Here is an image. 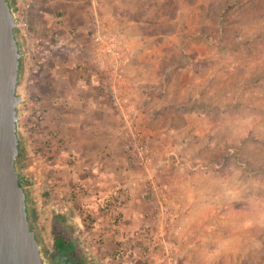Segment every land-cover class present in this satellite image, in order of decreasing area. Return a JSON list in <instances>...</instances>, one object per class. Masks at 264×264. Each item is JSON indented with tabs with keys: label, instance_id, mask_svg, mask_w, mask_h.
I'll use <instances>...</instances> for the list:
<instances>
[{
	"label": "rangeland",
	"instance_id": "1",
	"mask_svg": "<svg viewBox=\"0 0 264 264\" xmlns=\"http://www.w3.org/2000/svg\"><path fill=\"white\" fill-rule=\"evenodd\" d=\"M8 1L16 8L18 0ZM25 1L29 38L15 28L22 54L19 170L24 177L42 176L54 146L57 111L46 105L44 63L59 51L85 53L100 80L92 39L99 28L122 46L128 80V107L114 106L122 121L108 154L126 160L127 181L119 187H131L132 199H146L139 228L129 230L124 221L122 236L102 206L118 189L95 207L70 208L88 239L81 233L80 245L73 244L61 264L77 262V252L87 264H163L154 244L158 232L144 219L145 176L124 152L127 121L153 134L154 174L167 187L181 232L171 238L177 264H264V0ZM88 67L86 60L77 65ZM51 103L69 106L60 96ZM163 161L166 169L158 165ZM28 196L32 215L35 190ZM34 230L44 264H53V236L39 224Z\"/></svg>",
	"mask_w": 264,
	"mask_h": 264
},
{
	"label": "crops",
	"instance_id": "2",
	"mask_svg": "<svg viewBox=\"0 0 264 264\" xmlns=\"http://www.w3.org/2000/svg\"><path fill=\"white\" fill-rule=\"evenodd\" d=\"M85 28L86 23L78 29L84 31ZM59 33L65 35L67 31L60 27ZM48 59L43 66L41 85L47 92L44 97L48 99V109L57 111L53 122L55 137L52 139L55 148H51V158H48L42 176L35 178L31 186L36 200L33 219L43 226L44 232L51 233L53 249L57 242L63 241L67 247L65 251H71L74 245H80L82 234L86 240L88 237L84 228L71 217L70 208L78 204L95 207L96 200L115 188L119 189L127 181L126 160L108 154L118 136L122 118L101 90L98 75L92 71L87 54L75 56L71 52L59 51L58 55ZM85 60L88 66H92L87 72L83 68L77 69L79 62L83 64ZM55 96L67 100L69 106L66 110L51 103ZM186 127L193 128L191 124ZM165 163L159 162L158 165L166 169ZM140 200L132 199L124 210V221L129 230L136 226L138 229L137 223L142 220L139 207L140 204L146 205V199ZM77 253L76 260L83 259Z\"/></svg>",
	"mask_w": 264,
	"mask_h": 264
},
{
	"label": "built area",
	"instance_id": "3",
	"mask_svg": "<svg viewBox=\"0 0 264 264\" xmlns=\"http://www.w3.org/2000/svg\"><path fill=\"white\" fill-rule=\"evenodd\" d=\"M16 29L28 39L30 36L29 5L25 0H18L16 8L12 9ZM97 46V65L100 64V88L113 106L121 111L128 107V80L126 77V58L120 43L108 38L99 28L92 33ZM103 59V60H102ZM153 134L138 123L126 122L124 136V152L132 163L142 171L145 179L143 191L149 206L144 213L146 226L151 231H157L154 244L158 247L163 264H177V247L171 238L181 235L177 226L176 208L169 198L166 185L154 174L155 158L158 153L153 148ZM133 190L126 186L118 189L103 202V208L114 229L121 236L124 234V210L129 206Z\"/></svg>",
	"mask_w": 264,
	"mask_h": 264
},
{
	"label": "water",
	"instance_id": "4",
	"mask_svg": "<svg viewBox=\"0 0 264 264\" xmlns=\"http://www.w3.org/2000/svg\"><path fill=\"white\" fill-rule=\"evenodd\" d=\"M15 28L9 1L0 0V264H44L16 168L22 54Z\"/></svg>",
	"mask_w": 264,
	"mask_h": 264
},
{
	"label": "trees",
	"instance_id": "5",
	"mask_svg": "<svg viewBox=\"0 0 264 264\" xmlns=\"http://www.w3.org/2000/svg\"><path fill=\"white\" fill-rule=\"evenodd\" d=\"M10 4H11V2H10ZM21 67H22V60H21ZM22 160H23L22 144H21V142H19V156H18L17 161H16V168H17V172H18V175H19V178H20V183L23 186V188L25 189V192L27 194V208H28L30 224H31V226L33 228H38V224L33 219L34 214L32 213V215H31V213H30V208H29L30 197L28 196V189L31 188V186L33 185L35 179L31 175L27 176V177L23 176V174L19 170V165L22 164ZM36 235H37V237L39 239V234L37 232H36ZM65 249H67L65 242L62 241V242H57L55 244L53 257H52L53 264H61L60 260L61 259H65L64 255H65L66 252H68V251H65Z\"/></svg>",
	"mask_w": 264,
	"mask_h": 264
},
{
	"label": "flooded vegetation",
	"instance_id": "6",
	"mask_svg": "<svg viewBox=\"0 0 264 264\" xmlns=\"http://www.w3.org/2000/svg\"><path fill=\"white\" fill-rule=\"evenodd\" d=\"M81 262H82V263H81ZM76 263L87 264L86 262H84V260H82V259H80V258H79L78 262H76ZM67 264H69V263H67Z\"/></svg>",
	"mask_w": 264,
	"mask_h": 264
}]
</instances>
